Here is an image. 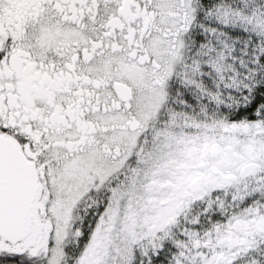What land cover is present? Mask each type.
I'll use <instances>...</instances> for the list:
<instances>
[{
	"label": "snow or ice",
	"instance_id": "6c2138e0",
	"mask_svg": "<svg viewBox=\"0 0 264 264\" xmlns=\"http://www.w3.org/2000/svg\"><path fill=\"white\" fill-rule=\"evenodd\" d=\"M0 264H264V0H0Z\"/></svg>",
	"mask_w": 264,
	"mask_h": 264
}]
</instances>
